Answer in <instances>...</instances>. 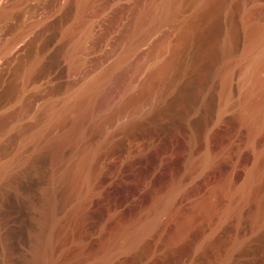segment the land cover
I'll list each match as a JSON object with an SVG mask.
<instances>
[{
  "label": "bare ground",
  "instance_id": "bare-ground-1",
  "mask_svg": "<svg viewBox=\"0 0 264 264\" xmlns=\"http://www.w3.org/2000/svg\"><path fill=\"white\" fill-rule=\"evenodd\" d=\"M87 1L80 0V7ZM129 2L123 13L125 20L116 19L117 25L124 26L126 32L113 58L96 71L84 74L60 99L46 106L44 113L37 112L32 130L22 122L26 114L25 103L11 113L4 111L14 101L13 86L5 84L0 75V132H5L11 123L22 145L33 136L39 140L40 148L47 145L54 151L57 162L51 186L46 189L47 205L42 208L45 228L42 227L37 253L30 264H72L73 260L85 256L91 244L85 241L79 244L80 239L75 237L79 244L75 246L76 242H70L67 237H72L84 203L99 189L98 180L112 165L111 155L116 150L120 152L128 139L134 138L142 129L158 128L164 118L182 109L194 113L206 109L219 86L225 91L227 107L240 106L236 113L243 129L250 130L247 141H242L237 132L218 135L221 117L224 118L221 108L218 114L221 121L206 133L207 147L203 154L196 157L195 153H189L181 170L175 164H169L166 155H160L146 182L152 188L150 196L147 199L141 196L142 193L132 196L133 201L140 204L136 215L114 232L109 233L105 226L101 231L107 235L102 237V244L94 257L81 264H114L124 252L141 247L155 228L165 231L169 225L176 226L177 235L184 234L183 230L186 231L199 218L207 217L212 221H209L212 228L204 236L202 247L233 215H242L244 204L250 203L260 186L264 187V142L259 137L264 126V20L259 18L264 12V2ZM7 14V8L0 10V18ZM73 29V26H64L61 30L66 37ZM76 44L77 41L65 52V58L70 60V73L79 68ZM195 80L197 100L191 104L187 93ZM234 87L236 91L238 88L237 101L233 100ZM52 127H58L59 133L50 139L48 133ZM95 134L99 135V140L92 143ZM191 137L190 151L198 140L195 134ZM246 145L251 147L252 161L236 182V170L243 160ZM23 153L22 149L18 150L4 166H0L3 173L24 165L29 158ZM102 159L105 160L103 166ZM225 159H232L234 164L224 181L210 178L211 182L198 187L196 178L207 177L210 170ZM166 166L170 167L171 184L164 189L160 176ZM115 168L118 174L122 171L121 165ZM188 179L192 184L187 183ZM183 194L189 196L186 199L188 204L184 205V198L182 205L178 206L177 200ZM258 198L259 206L251 215L254 221L249 219L253 224L257 223L255 221L264 222V196ZM165 216L168 218L164 219ZM68 241L75 248L67 246ZM246 246L245 243L233 246L221 264H231L236 250L246 249Z\"/></svg>",
  "mask_w": 264,
  "mask_h": 264
},
{
  "label": "rangeland",
  "instance_id": "rangeland-1",
  "mask_svg": "<svg viewBox=\"0 0 264 264\" xmlns=\"http://www.w3.org/2000/svg\"><path fill=\"white\" fill-rule=\"evenodd\" d=\"M79 1L0 0V10L7 8L8 11L6 16L0 18V50L3 48V51H0V75L5 84L13 86L14 97L12 104H9L4 111L11 113L25 103L26 114L24 113L22 122L31 130L36 125L37 112L44 113L46 106L60 99L69 86L74 85L84 77V74L92 73L108 63L124 39L126 28L121 27L122 25L118 26L116 19L118 21L122 19V22L125 20L126 15L123 13L127 11L129 0H88L82 8ZM260 2L263 3L264 0ZM259 18L264 20V12ZM64 26L74 27L72 33L67 34L66 37L61 30ZM76 41L78 45L76 44L75 55L79 68L70 73V60L65 58V52ZM196 81L187 93L189 102L192 101L191 104L197 100ZM236 89L237 91L234 87L235 93H232L234 101H237L239 96L238 88ZM224 93V89L219 86L206 109L198 113H194L193 110L186 112L182 109L180 110L182 112L178 111L176 115L164 118L163 122L161 121L162 125H157L158 128L155 126V128H145L144 131L142 129L139 134L133 136L134 138L128 139L120 152L119 150L113 152L111 157L114 158L110 157L112 167L110 166L109 170L100 177L99 189L84 203V208L82 207L83 210L81 209L79 213L81 214L78 217L79 221L76 222L77 227L75 228V225L73 228L76 233L72 231V237H67L70 242H76L73 244L75 246L84 241L91 244L87 254L73 260L72 264H81L94 257L102 244V237L107 235L101 231L105 226L109 233L114 232L136 215L140 204L139 201H133L135 198L132 199V196L141 193L145 199L150 196L152 188H149L146 182L160 155H166L169 164H175L181 170L186 156L188 155L187 158L190 156L189 153H195L193 155L196 157L203 154L207 147L205 142H207L208 129L221 120L217 131L219 136L237 132L242 141H247V133L250 130L247 127L244 130L237 118L239 105L227 107ZM24 99L27 102H24ZM220 110L224 116L221 120L218 117ZM10 125L5 132H0V166H4L20 149L29 160L7 173H3L0 168V264H30V260L37 253V240L45 228L46 218L42 208L47 205L46 189L51 186L57 162L54 151L47 145L40 148L39 140L32 138L33 136L26 139L25 144L22 145L20 137ZM242 129L244 132L241 131ZM49 131L48 138L52 139L59 133V128L52 127ZM193 134L198 140L193 146L194 149L190 151L192 147L189 142ZM259 135L260 141L264 142V126ZM91 140L92 143H96L99 135L95 134ZM249 148L251 147L246 145L243 160L237 167L236 182L242 178L246 167L252 161L253 155ZM104 161L102 159V166ZM232 162V159H225L210 170L209 177L198 176L196 178L198 187L211 179L224 181L232 169L234 164ZM120 165L122 171L118 174L115 172V167L120 168ZM168 166L160 176L164 189L171 184ZM186 181L192 184L190 179ZM257 190L250 203H246L249 207L244 204L242 215H233L202 247L200 244L204 236L212 228L210 223L212 221L207 217L199 218L186 231L183 230L184 234L178 233L179 236L176 233V226L169 225L165 231L162 228L161 230L155 228L156 230H152L147 235L141 247L124 252L114 264H221L228 251L238 243H245L247 246L246 249L236 250L231 264H264V222L255 221L257 223L253 224L254 220L251 216L259 206L258 197L264 196L263 185ZM188 194L190 195V192ZM187 196V194L181 195L177 205L181 206L189 197ZM185 203L188 204V200L184 205ZM166 217L168 218V216L163 218ZM250 218L253 221H250ZM75 237L80 239L79 244ZM69 241L67 246L75 248Z\"/></svg>",
  "mask_w": 264,
  "mask_h": 264
}]
</instances>
